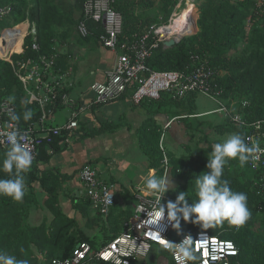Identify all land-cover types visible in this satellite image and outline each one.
Segmentation results:
<instances>
[{
  "label": "trees",
  "instance_id": "obj_1",
  "mask_svg": "<svg viewBox=\"0 0 264 264\" xmlns=\"http://www.w3.org/2000/svg\"><path fill=\"white\" fill-rule=\"evenodd\" d=\"M138 1L135 3L129 0H114L113 9L122 15L121 39L130 40L133 36H139L151 25L167 24L169 16L179 3V0H158L159 7H154L157 0ZM55 2V0H0V7L9 10L7 15L0 18V31L14 28L24 22H28L30 26L27 35H24L21 52L11 56L15 69L17 62H33L42 56L48 59L56 56L50 27H55L58 21L62 27H75L76 32L78 23L82 19L83 0H75L74 6L67 10ZM30 4L32 5L28 8ZM139 5L141 12L137 14L135 9ZM153 8L160 9L159 13L163 17H159L156 12L155 15H151L148 11ZM74 12L78 14L76 18ZM198 12L197 25L200 33L181 39L171 48L154 52L147 59L146 66L155 72H186L189 69L194 71L200 65L216 71L214 83L222 92L221 100L229 102L237 96L244 97V102L240 103L239 115L248 122H262L259 132L264 135V11L256 8L255 0H204ZM246 24L250 25L248 32L245 30ZM86 26L90 35L86 39H81L76 32L78 40L81 45L93 44V48H96L98 45L96 34L101 32V26L91 22H86ZM33 30L34 38L31 34ZM242 42H245L246 47L238 51ZM33 43L38 46V52L32 49ZM19 47L13 53L18 52ZM231 52H234V55L229 56ZM59 64L60 59L56 56L55 69L59 68ZM14 68L9 62L0 60V101L9 103L7 98L14 97V101L9 104L14 107V114L19 116L20 120L18 124L9 120L23 132L39 122L41 112L35 102L21 106L24 89L15 75ZM62 91H65L64 88ZM196 96L191 95L184 100H171L163 96L159 101L140 104L148 118L135 130V133L139 150L148 162V170H155L161 176L163 174L160 168L163 164V153L159 149L163 124L155 121V115L165 110L163 113L168 114L169 119L181 115L196 116L194 113ZM62 107L63 105L57 101L55 112ZM48 108L52 109L53 106ZM26 111L32 112V117L28 121L23 119V113ZM196 119L192 123L186 119L177 121L188 132L186 134L187 137L189 136L188 139L193 138L190 134L191 130L194 131L191 125L198 129L197 134H200L201 139L194 144V148H190L187 146L189 143H186L184 147L186 154L178 160L171 153L167 154L170 174L179 182L172 191L170 189L167 192L172 202L176 201L179 193H186L189 205L196 200L194 181L200 174L209 171L206 167L208 157L212 146L219 143L213 138L214 135L233 132L246 137L245 131L233 127L228 119L223 125L211 129L200 127ZM121 126V123H103L99 128L83 134V139L113 134ZM81 131L83 127L78 122V127L74 131L63 133L64 137L55 138L50 145L40 146L35 162L32 163L29 171L23 174L26 187L22 202L0 196V251H6L18 260L26 259L28 264H52L55 260L70 259L78 244L87 243L95 249L92 240L75 230V220L66 217L59 206V191H63L62 183L67 177L58 171L55 173L40 169V166H45L49 162L52 154L60 151L59 145H68L62 144L65 139L77 138ZM5 153L0 151V179L10 178V175L3 171ZM251 163L250 160L249 163L241 166L238 159L229 160L222 176L223 180L229 181L233 191L247 196L251 219L243 228L237 230L225 223L222 227L205 231L191 221L184 222L181 217L179 232L173 228L169 235L170 239L177 242L186 235L207 233L231 241L238 250L239 264H264V169L254 170ZM117 193L118 199L125 200L127 209L123 212L125 216L120 222L118 218L113 219L118 211L115 192L114 205L108 216L111 220L112 233L107 241L122 231V225L133 213L134 200L129 191L118 190ZM71 202L74 212L87 219L85 223L89 225L87 227H91L89 214L92 208L88 198L79 195ZM42 210H46L52 216L51 222L47 224V221H43L39 225H30L28 222L30 214ZM96 217L100 219L99 215ZM194 219L195 217H192V220ZM158 252L165 253L166 262L171 264L168 252L160 249ZM129 261V264H147L144 259ZM83 264L108 263L91 260Z\"/></svg>",
  "mask_w": 264,
  "mask_h": 264
},
{
  "label": "built area",
  "instance_id": "obj_2",
  "mask_svg": "<svg viewBox=\"0 0 264 264\" xmlns=\"http://www.w3.org/2000/svg\"><path fill=\"white\" fill-rule=\"evenodd\" d=\"M114 0H83L82 19L78 23L76 32L81 39H86L90 32L86 22L100 25L101 32L96 34L98 45L114 56L113 66L105 73L102 80L95 81L89 88L91 94V103L94 106L106 105L119 99H128L131 104L140 106L144 102H156L163 96L171 100H184L188 96L204 95L211 98L218 106L216 113L222 114L224 120H229L233 127L245 131L246 143L251 146L252 143H259V147L264 149V135L259 130L262 122H248L242 119L241 115L230 111L221 100V91L216 88L214 75L216 71L207 69L200 65L194 71L189 69L186 72H155L146 66L147 59L156 51L166 49L164 43L170 40L179 41L183 37L191 35L185 34L177 38L174 32H170L169 26L174 12L169 17L167 24L160 23L147 27L139 36H133L130 40L121 39L123 35L122 15L113 9ZM9 10L6 7H0V18L7 15ZM187 23L184 25L186 30ZM9 32V31H6ZM3 32V35L4 33ZM35 36V31L32 33ZM22 47V45H21ZM12 52L9 41L6 39L5 50L0 48L1 52H6L0 60L7 61L14 68L11 62V56L21 52ZM32 49L38 52V46L33 43ZM56 56L52 58L40 57L33 62H17L15 75L20 80L23 88L32 87L36 94L31 95V101L37 103L41 117L39 125L36 123L26 131L28 133L29 147L34 157L42 144L50 145L57 137H64L63 133L74 131L78 127L77 120H72L59 127L48 128L45 126L46 120L53 116L57 101L61 105L68 104L69 97L62 91V85L59 80L53 77L52 71L55 69ZM53 106V108H48ZM245 106V105H242ZM14 113V107L7 102L0 101V151L9 150V145L3 135L11 130L8 125L17 127L9 119V113ZM201 115L187 116L181 115L169 119L162 128V134L159 139V149L163 153L162 177L169 174L168 160L164 154L163 143L167 138V132L171 125L179 120H188L192 122ZM196 128V127H195ZM22 132V133H23ZM69 139L64 143L68 144ZM254 170L264 169V154L259 155V159L252 161ZM88 170V175H84ZM155 171V170H153ZM156 174V173H155ZM78 180L83 187V193L88 198L93 211L103 219H107L110 209L114 205L116 187L114 184L101 181L97 170L90 165L83 166L78 173ZM133 198V213L131 217L122 225V231L95 249L87 243L78 244L72 252L70 259L59 261L58 264H83L85 261H102L108 264H129L130 259L137 260L146 257L151 250V246L161 247L151 238V231H160L164 239L180 243L185 238L174 242L169 235L173 229L171 224L165 218L164 222L158 228H152L146 223L147 212L151 211L155 205L156 197L147 194L144 184H134L130 190ZM170 201L168 194L165 193L161 204L165 205ZM191 236L193 241L207 240V248L201 249L198 255L201 257L200 264L207 261V264H239L238 250L229 240H222L217 236L207 233H196ZM215 249V251H213ZM164 251V250H163ZM167 252V251H166ZM169 253V252H168ZM216 259L213 260L212 257ZM171 264H176L173 256L169 253ZM54 262V261H53ZM52 262V264H53Z\"/></svg>",
  "mask_w": 264,
  "mask_h": 264
},
{
  "label": "crops",
  "instance_id": "obj_3",
  "mask_svg": "<svg viewBox=\"0 0 264 264\" xmlns=\"http://www.w3.org/2000/svg\"><path fill=\"white\" fill-rule=\"evenodd\" d=\"M74 16L76 18L78 14H74ZM61 25L58 21L55 27H50L55 55L60 59L59 68L54 69L52 74L64 88L69 102L63 105L62 109H57L53 116L46 120L45 126L48 128L59 127L75 116L74 118L83 127V131L77 138H68V145H59L60 151L52 154L49 162L45 166H40V169L55 173L58 171L67 177L62 183L63 191H59L58 203L62 213L69 218L72 208L71 200L74 197L78 198L79 195L82 196L83 193V187L77 176L83 166L90 164L99 169L103 168L107 173H101L99 170L100 180L114 184L116 192L120 185H123L128 191L129 184L131 186L138 183L145 185L146 178L153 170L147 169L148 162L139 150L135 133V130L148 118L144 108L131 104L128 99H119L106 105L94 106L91 103V94L88 92L84 95L80 90L81 83L86 80L87 76L89 77L85 84L104 79L105 73L113 66L114 56L99 45L96 48H93V44L81 45L75 27H62ZM29 27V23L24 22L14 29L11 28L12 30L8 32L10 47L13 46L16 49L22 44L25 29L28 33ZM49 34L51 35V33ZM74 64L78 65V68ZM75 85H78L79 88L76 89ZM78 93L79 96L75 99ZM34 94L36 92L32 87H26L21 99V106L24 107L32 103L31 95ZM117 101L122 103L121 107L111 109ZM63 109L66 110V113L63 112L64 115L61 116L60 111ZM102 109L104 111H101ZM163 111L157 113L154 119L164 125L170 116L164 114ZM103 123H121L122 126L113 134L83 139V134L99 128ZM36 124L39 125V122ZM185 130L183 131V127L177 122L173 123L167 133V140H174L178 144L181 143L180 141L187 140ZM34 213L38 214L37 211ZM39 215L42 218L34 221L35 225L41 224L44 220L49 224L52 220V216L46 210L39 211Z\"/></svg>",
  "mask_w": 264,
  "mask_h": 264
},
{
  "label": "clouds",
  "instance_id": "obj_4",
  "mask_svg": "<svg viewBox=\"0 0 264 264\" xmlns=\"http://www.w3.org/2000/svg\"><path fill=\"white\" fill-rule=\"evenodd\" d=\"M12 29L2 30L0 33ZM7 99L9 103L14 101V97ZM9 117L11 121L19 123L20 117L16 114L10 112ZM31 117V111L23 113L25 121L30 120ZM8 127L11 130L3 134L9 145V150L6 151L3 159V171L8 173L10 178L0 179V196L9 197L15 202H22L25 196L23 174L31 168L34 157L29 147L28 133H22L18 127L12 125ZM260 154H264V149L259 147L258 142L249 146L245 142V137L238 133H233L222 142L215 143L206 165L209 171L200 174L194 181L196 200L192 201L191 205L187 203L186 193H179L175 202L169 201L166 206L162 205L161 200L169 191V185H172V182L167 176L157 178L154 171L150 172L145 181V191L147 194L154 195L156 201L152 210L147 212L146 223L152 228H158L166 218L168 223L179 232L182 217L184 222L191 221L205 231L222 227L225 223L237 230L243 228L251 219L247 196L244 193L233 191L229 181L223 180L222 176L229 160L238 159L240 165L244 166L250 160H258ZM84 175H88V170H85ZM192 217L195 219L192 220ZM150 238L162 250L169 252L176 264H200L201 257L198 253L201 249H206L208 244L207 240L194 242L191 236H185L178 244L173 243L164 239L160 231H151ZM212 259L215 260L216 257L213 256ZM0 264H28V261L18 260L6 251H0ZM53 264H58V262L54 261ZM203 264H207V261H203Z\"/></svg>",
  "mask_w": 264,
  "mask_h": 264
},
{
  "label": "rangeland",
  "instance_id": "obj_5",
  "mask_svg": "<svg viewBox=\"0 0 264 264\" xmlns=\"http://www.w3.org/2000/svg\"><path fill=\"white\" fill-rule=\"evenodd\" d=\"M55 1H56L55 3H57L58 5H61L62 8H65V10H67L68 8L74 6V4H75V0H55ZM129 1H133L135 3L139 2L138 0H129ZM203 1L204 0H179L178 5L176 6V8L173 11L174 15H175L174 17H176L177 14L180 11H183V10H186L187 13L190 14L187 17V19L188 20L191 19L189 25L191 27L193 26V30L190 31L189 33H187V34L192 33L189 36L196 35V34L200 33V29H199V27L197 25V20L199 18L198 8L203 4ZM255 2H256V8L258 10L264 11V0H255ZM31 5L32 4H30L28 6V8ZM140 7H141V5H139L138 8L136 7L135 13L139 14L141 12ZM154 7H159L158 0L155 1ZM154 10H156V11H154ZM159 10L160 9H158V8H156V9L153 8V9H150L148 12H151V15H155V12H156L159 15V17H163V15L159 13ZM74 14H76V13L74 12ZM72 17H73V15H72ZM249 28H250V25L246 24L245 30L247 32H248ZM26 35H27V33H25V36ZM184 35H182V36H184ZM186 37H188V36L186 35ZM183 38H185V37H183ZM245 47H246L245 42H242L239 45L238 51H242ZM105 53H107V52H105ZM232 54L234 55V52H231L229 54V56H231ZM74 65H75L76 68H78V65L77 66H76V64H74ZM88 77L89 76H87L86 80H83V82L81 83L80 90L83 91L84 95L87 94L88 92L90 94V91H89L90 87L89 86L93 83V81H92L90 83L85 84L86 81L88 80ZM74 87L76 89L79 88L78 85H75ZM78 96H79V93L75 96V99ZM244 100H245L244 97H241V96L238 97L237 96L234 99L229 100V102L228 101H223V100L222 101H223V103L227 106V108L230 111H232L235 114H239V110L241 109L240 103L244 102ZM115 103L116 104L112 105L111 109H116L118 107H121V105H122V103L120 104L119 101H117ZM217 109H218L217 104L211 98L206 97L204 95H197L195 97V100H194V113L197 116L201 115V117H197V119H196V121L198 122L200 127H205V128L208 127V128L211 129V128H214V127H216L218 125H223L225 123L223 115L215 112V110H217ZM101 111H104V109H102ZM63 112L66 113V110L63 109L62 111H60L61 116L64 115ZM190 123H192V122H190ZM191 126H192V129L194 130L193 132H192V130L190 131V134L193 135L192 140L191 139H187V140H184V141H180L181 143H179V144L177 142H175L174 140H167V141H165V143H163L164 154H165V156H167L166 158H167L168 161H169V157L167 155L168 153H171L176 160L180 159L181 157L183 158L185 156V154H186V152L184 151L185 150L184 147H185L186 143H189L187 146H189L190 148H194V144L199 139H201L199 137L200 134H197V133H199L198 129H195L194 125H191ZM183 131H184V129H183ZM185 132H186V130H185ZM187 133L188 132H186V134ZM231 134H233V132L219 133V134L214 135L213 138L215 140H217L218 142H222L224 139H226ZM188 137H186V138H188ZM201 145L203 146L202 143H201ZM109 167H110V165H109ZM94 168L97 170L98 173H99V170H100L101 173L105 172L103 168L99 169L98 167H95V166H94ZM105 173H107V172H105ZM155 176L157 178L162 177L161 175H158L157 173L155 174ZM167 178L172 182L173 186L171 184L169 185V190L171 189V191H172L178 185L179 182L175 181L172 178V176L170 174V170H169V174L167 175ZM132 186H133V184H132ZM132 186H131V184H129L128 185L129 188H127V189H129V191H130L132 189ZM25 187H26V185H25ZM124 189L125 188L123 187V185H120V188H118L119 191H123ZM169 195H168V197L171 200ZM118 198H119V194L116 192V199H118ZM124 201L125 200L122 201L121 199H118V202H117L118 211L115 214L116 216L115 217L113 216V219L118 218L119 222H120V220H122L124 218L125 215H124L123 212L127 209L126 208L127 204H125ZM171 202H172V200H171ZM70 210H71V213L69 214V218L75 220V222H76V229L75 230L81 232L87 238L91 239L93 244L95 245V247H99L101 244H105V242L108 240V238L111 236V233H112L110 231V229H111V226H110L111 220H109V217H108V219H103L102 217L99 216L100 219L99 218L97 219V217H96V216H98L97 212L91 210V212L89 214V219L92 222V226L91 227H87V226H89V225H87L85 223L87 221V219H84V218L80 217L79 214L75 213L72 208ZM37 212H38V214L35 215V213L32 212L30 214V216H29L28 222L32 226L35 225L34 221L40 220L42 218L39 215V211H37ZM258 220L260 221V218H258ZM44 221H46V220H44ZM257 224L258 223H256V226H257ZM155 246L156 245L151 246V250L148 253V255L146 257H143L145 262L147 264H168L166 262L167 258H166L165 253L158 252V248L155 247Z\"/></svg>",
  "mask_w": 264,
  "mask_h": 264
},
{
  "label": "bare ground",
  "instance_id": "obj_6",
  "mask_svg": "<svg viewBox=\"0 0 264 264\" xmlns=\"http://www.w3.org/2000/svg\"><path fill=\"white\" fill-rule=\"evenodd\" d=\"M190 14L187 13L186 10H183V11H180L176 17L172 18V22L170 23L169 26H166V27H170L169 30L170 32H174V35L177 37V38H180L182 37V35L184 34H187L189 33L190 31L193 30V26L191 27L189 25L190 20L187 19V17L189 16ZM187 23V28L186 30L183 28L184 25ZM25 32H26V29H25ZM25 34V33H24ZM4 39H8L9 43H10V37H9V33L6 32L4 33ZM20 41V40H19ZM10 46V45H9ZM12 49V52H9V53H13L16 49H14V47H10ZM6 52H1L0 51V56L1 57H4Z\"/></svg>",
  "mask_w": 264,
  "mask_h": 264
},
{
  "label": "water",
  "instance_id": "obj_7",
  "mask_svg": "<svg viewBox=\"0 0 264 264\" xmlns=\"http://www.w3.org/2000/svg\"><path fill=\"white\" fill-rule=\"evenodd\" d=\"M179 41L170 40V41L165 42L164 46L166 49H168L176 45ZM0 48L3 50H5L6 48V39H4L3 33H0Z\"/></svg>",
  "mask_w": 264,
  "mask_h": 264
}]
</instances>
